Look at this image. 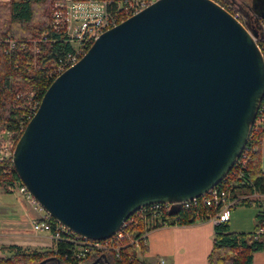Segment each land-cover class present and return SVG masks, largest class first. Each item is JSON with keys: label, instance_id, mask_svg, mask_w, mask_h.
Here are the masks:
<instances>
[{"label": "water", "instance_id": "1", "mask_svg": "<svg viewBox=\"0 0 264 264\" xmlns=\"http://www.w3.org/2000/svg\"><path fill=\"white\" fill-rule=\"evenodd\" d=\"M251 5L264 20V0ZM257 36L214 0H154L48 87L14 149L20 180L98 241L145 206L204 196L239 160L264 98Z\"/></svg>", "mask_w": 264, "mask_h": 264}, {"label": "trees", "instance_id": "2", "mask_svg": "<svg viewBox=\"0 0 264 264\" xmlns=\"http://www.w3.org/2000/svg\"><path fill=\"white\" fill-rule=\"evenodd\" d=\"M63 1L0 0V124L11 132H19V137L34 115L31 102L37 101L40 105L46 90L55 80L52 70L67 53L74 52L69 38L53 29L51 23L54 4ZM120 1L123 0H113L112 7L116 8ZM215 1L224 6L222 1ZM225 1L235 6L242 14L243 24L258 34L257 42L264 55V20L257 16L252 5L253 15L249 16L237 0ZM10 41H15L13 48H10ZM35 48L39 50L35 52ZM28 91L34 93L33 98L25 95ZM263 105L264 98L261 108ZM263 140L264 110H259L247 143L250 149L248 161L245 165L237 162L219 184L232 198H238L235 206L257 207L255 228L252 232H234L228 222L215 224L208 264H253L254 253L264 250V233L255 237L259 229L264 228V204L259 198L264 195ZM15 182H21L15 169L9 163H0V186L6 188ZM218 210L216 206H206L200 198L190 207L164 211L160 220L148 214L140 215L137 211L131 216L136 217L137 222L129 224L127 230L133 238L139 239L138 248L126 243L119 253L116 250L91 249L79 257L81 243L64 233L60 239L53 241L49 249L15 244L3 246L2 249L9 255H0V264H148L139 259L138 253L146 252L143 236L150 230L164 224L190 225L199 219L208 220ZM50 220L53 226L57 224L53 217Z\"/></svg>", "mask_w": 264, "mask_h": 264}, {"label": "built area", "instance_id": "3", "mask_svg": "<svg viewBox=\"0 0 264 264\" xmlns=\"http://www.w3.org/2000/svg\"><path fill=\"white\" fill-rule=\"evenodd\" d=\"M152 1L123 0L117 3L116 8L112 7L113 0H68L62 4H57L53 14V29L64 34L66 32L65 35L69 38V41L73 44V46L74 43H77L79 48L76 49L74 46V52L67 53L62 59L58 61L57 66L52 71V76L56 79L65 70L76 64L86 53V50L91 47V45L103 32L111 29L112 27L140 12L150 5ZM220 5L229 11L228 8L222 4ZM230 13H232V15L243 24L241 21L242 17L240 12L234 11ZM14 46L15 41H10V48H13ZM29 96L33 98L34 93L30 92ZM39 106L40 105H37V101L31 102L30 108L32 112L34 111V115L37 112ZM259 110L263 111L264 105L262 108L260 105ZM18 138H20L19 132H11L5 127L4 124H0V163H9L14 168L13 155L15 146L19 140ZM249 152L250 149L246 146L239 160L237 161L240 165H245V163L248 161ZM6 189L10 192H16L24 196L32 205L43 210L36 198L30 193L29 189L24 183H22V181L8 184ZM200 198L206 206L218 207L219 210L217 214L211 218L216 224L228 222L230 220L231 210L238 201V198H232L231 195L219 185L214 187L211 191ZM200 198L175 204H151L141 208L139 212L140 215L148 214V216H152L154 219L160 220V216L164 211H169L173 208L179 209L181 207H190ZM50 217L51 216L46 213L43 219L33 220V229L36 232H48L53 241L60 239L64 233L71 235L72 239L81 243L79 257L84 256L85 253L91 249H109L116 250V252L119 253L120 249L124 247L126 243L133 244L137 248L139 247V239L133 238L130 232L127 230V226L134 220L133 217L128 218L121 229L112 237L100 241L87 239L86 237L73 232L68 227L59 222L53 226ZM260 233H264V228H260L255 237L258 238ZM146 235L147 234H145L143 238ZM159 264H164V261L162 260Z\"/></svg>", "mask_w": 264, "mask_h": 264}, {"label": "crops", "instance_id": "4", "mask_svg": "<svg viewBox=\"0 0 264 264\" xmlns=\"http://www.w3.org/2000/svg\"><path fill=\"white\" fill-rule=\"evenodd\" d=\"M262 170L264 172V140L261 145ZM3 195L0 201V255H9L2 248L8 245L49 249L53 240L48 232H36L32 221L43 219L46 213L16 193ZM0 190V191H1ZM243 196H240V198ZM255 197V196H253ZM264 204V195L259 196ZM255 206H234L228 221L234 232H252L257 214ZM213 219L197 220L190 225H164L150 230L145 236V253H138L140 260L148 264H208L215 232ZM253 264H264V250L254 253Z\"/></svg>", "mask_w": 264, "mask_h": 264}, {"label": "rangeland", "instance_id": "5", "mask_svg": "<svg viewBox=\"0 0 264 264\" xmlns=\"http://www.w3.org/2000/svg\"><path fill=\"white\" fill-rule=\"evenodd\" d=\"M3 1H5V0H3ZM68 0H64L63 2H56L55 4H54V10H53V13H52V18H51V23H52V26H53V14H54V12H55V9H56V5L57 4H62V3H64V2H67ZM152 1V0H151ZM154 1V0H153ZM152 1V2H153ZM220 1H222V3H224V6H226V8H228L229 10H231L232 12H234V11H236V12H240V11H238V9L235 7V6H231V4H230V2H228V1H225V0H220ZM238 2H240L241 3V5H239V6H241L240 8L241 9H244V11H248L249 12V14H253V12H252V10H250L249 8H246V6H245V4H244V2H248V3H252V0H237ZM244 4V5H243ZM240 14H241V12H240ZM241 17H242V14H241ZM65 34H66V32H65ZM41 38H43V35H42V37ZM74 46H75V48L76 49H78L79 48V45L77 44V43H74ZM39 49L38 48H35V52H37ZM55 69V68H54ZM53 69V70H54ZM52 70V71H53ZM29 93H30V91H28V92H26V94L25 95H27V96H29ZM1 186H0V190H1ZM7 192H10L9 190H7L6 188H4ZM7 194H11V195H13L14 197H15V195L13 194V193H5L4 191H0V201L1 200H3V195L4 196H6ZM43 211L44 212H46L44 209H43ZM137 222V218L136 217H134V220L130 223V224H132V223H136ZM32 223H33V221H32ZM33 226V225H32ZM129 226V225H128ZM127 226V227H128ZM107 251H109V249H107ZM111 251V250H110Z\"/></svg>", "mask_w": 264, "mask_h": 264}, {"label": "flooded vegetation", "instance_id": "6", "mask_svg": "<svg viewBox=\"0 0 264 264\" xmlns=\"http://www.w3.org/2000/svg\"><path fill=\"white\" fill-rule=\"evenodd\" d=\"M238 2V1H237ZM244 4H245V6H246V8H251V4L250 3H248V2H244ZM243 4V5H244ZM238 5H241V3L240 2H238ZM251 10V9H250ZM246 13L249 15V16H251V15H253V14H249V12L248 11H246ZM257 16L255 15V18H256Z\"/></svg>", "mask_w": 264, "mask_h": 264}]
</instances>
